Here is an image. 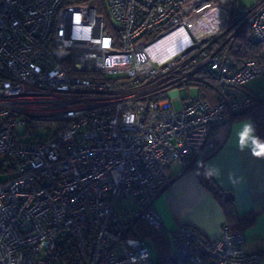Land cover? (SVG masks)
<instances>
[{
    "label": "built area",
    "instance_id": "obj_1",
    "mask_svg": "<svg viewBox=\"0 0 264 264\" xmlns=\"http://www.w3.org/2000/svg\"><path fill=\"white\" fill-rule=\"evenodd\" d=\"M103 2L108 20L85 0H0V264H155L138 223L164 229L168 168L193 167L256 104L245 85L264 54L238 64L224 48L235 32L221 39L233 0ZM249 13L264 44V0ZM245 243L227 225L171 232L189 264H259Z\"/></svg>",
    "mask_w": 264,
    "mask_h": 264
},
{
    "label": "crops",
    "instance_id": "obj_2",
    "mask_svg": "<svg viewBox=\"0 0 264 264\" xmlns=\"http://www.w3.org/2000/svg\"><path fill=\"white\" fill-rule=\"evenodd\" d=\"M256 1L239 13L249 18ZM245 88L264 104V77L250 80ZM211 141L218 150L201 164L199 157L196 168L195 164L184 169L177 163L168 168L170 184L154 202L164 223L162 231L170 243L171 232L183 225L198 229L207 238L222 235L226 216L205 185L210 177L234 194L238 221L246 233L245 249L261 254L259 264H264V144L258 140L252 119L244 116L219 126Z\"/></svg>",
    "mask_w": 264,
    "mask_h": 264
},
{
    "label": "trees",
    "instance_id": "obj_3",
    "mask_svg": "<svg viewBox=\"0 0 264 264\" xmlns=\"http://www.w3.org/2000/svg\"><path fill=\"white\" fill-rule=\"evenodd\" d=\"M85 1L86 3L96 7L98 13L100 15H103L105 19L108 20V14L103 0H85ZM239 1L240 0H233L234 3L233 16L237 15L238 13ZM245 19L246 16L241 18L240 21L238 20L236 21L234 19L231 22V26H234L235 24L238 25L239 23H243ZM249 25L250 22H247L243 26L242 30L239 33L235 34L232 40H230V42H228V44L224 47L225 49L230 50L231 56L237 61L238 64H241L248 59H255L257 61H261L264 54V44L254 42L251 39ZM229 31L230 32L225 33L227 36L230 35V33H232L231 32L232 30ZM206 84H208L207 77L202 79V83L199 84L200 86L199 88L201 91L206 92L207 90ZM204 95L207 98H211V94L208 92V90ZM157 98H159V96ZM237 116L250 117L252 119L258 140L261 144H264V104L256 100V104L253 107V109L247 112L237 114L234 117V119ZM218 148L219 146H214L205 156L201 157L199 161L200 164L203 163L205 160H207L209 157H211L218 150ZM196 167H197V162L195 168ZM205 185L208 188V190H210V192L213 194L214 198L222 208L226 216L225 225H227L231 231H243L242 228L244 227L240 225L241 221H238L239 219L235 207L234 194L230 191L218 187L215 181L210 177L205 182ZM253 220H254V216L251 217V222ZM138 229L141 235L154 242L158 250V257L155 259L156 260L155 264H189L187 261L180 260L175 257L172 245L169 241L166 231L152 233L150 232L149 228L145 226L144 223L141 222L138 223Z\"/></svg>",
    "mask_w": 264,
    "mask_h": 264
},
{
    "label": "rangeland",
    "instance_id": "obj_4",
    "mask_svg": "<svg viewBox=\"0 0 264 264\" xmlns=\"http://www.w3.org/2000/svg\"><path fill=\"white\" fill-rule=\"evenodd\" d=\"M253 2H254V0H240V1H239V6H240L239 9H240V11L243 12L245 9L250 8V7L253 5ZM237 18H238V19H237ZM234 19H235V20L237 19L238 21L241 20V19L238 17V14L235 15V16H233V20H234ZM237 20H236V21H237ZM247 22H250V21L247 20V18H246L245 21H243V23H239L238 25L235 24L234 26H231L230 30L234 31L235 34H237V33H239V32L242 30L243 26H244ZM236 25H237V26H236ZM228 27H229V26H228ZM236 30H237V31H236ZM232 31H231V32H232ZM243 31H244V29H243ZM228 32H230L229 29L227 30L226 33H228ZM234 32H233V33H234ZM225 36H226V34H224V35L221 37V39H225ZM226 38H227V36H226ZM153 84H154V83H153ZM153 86H154V89H155V87H158V86H156V84H154ZM180 92H181V95H182L183 98H184V97H187V96L195 97V96H198V95H199V88L196 87V86L185 87V88L180 89ZM174 104H175V107H176L177 109H179V108L181 107V100L178 99V98H176V99L174 100ZM150 250H151V253H152V255H153V258L156 259L157 256H158V250H157V248H156V246H155V244H154V242H153L152 240H150Z\"/></svg>",
    "mask_w": 264,
    "mask_h": 264
},
{
    "label": "bare ground",
    "instance_id": "obj_5",
    "mask_svg": "<svg viewBox=\"0 0 264 264\" xmlns=\"http://www.w3.org/2000/svg\"><path fill=\"white\" fill-rule=\"evenodd\" d=\"M201 23H204V22H201ZM202 27H200V26H197L196 27V29H197V31L198 32H201L202 30H199V29H201ZM178 34V33H177ZM177 34H175V35H173L172 37H169V38H167V39H165V40H163L161 43H159L158 45L159 46H162V45H167V44H169V46H170V43L174 40L173 39V37L174 36H177ZM185 35V38H183V39H189L188 38V35H187V33H185L184 34ZM173 46H170V47H168V48H172ZM176 50V49H175ZM167 54V53H166Z\"/></svg>",
    "mask_w": 264,
    "mask_h": 264
}]
</instances>
